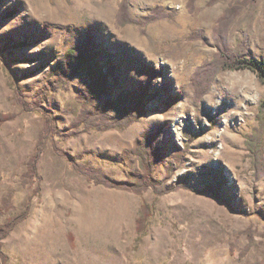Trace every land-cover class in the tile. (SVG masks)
I'll return each mask as SVG.
<instances>
[{
  "label": "rangeland",
  "instance_id": "1",
  "mask_svg": "<svg viewBox=\"0 0 264 264\" xmlns=\"http://www.w3.org/2000/svg\"><path fill=\"white\" fill-rule=\"evenodd\" d=\"M231 1L196 0L191 6L189 0H128L134 20L162 7L164 17L143 25L119 22L121 0H0V113H16L0 125V227L30 208L0 240V264L264 262V176L255 180L246 145V136L259 125L264 85L245 68L220 71L200 101L190 86L195 70L217 52L214 28ZM183 13L197 27L184 30L177 20ZM88 31L98 44L97 60L112 74L111 91L101 104L146 83L154 96L145 116L126 129L70 136L71 110L84 79L54 85L50 98L38 92ZM199 32L204 40L195 35ZM229 35L234 48L264 55V0L243 8ZM244 86L247 97L231 99L233 87ZM16 91L30 108L49 109L60 129L44 137L37 180L27 175L28 163L46 121L25 109ZM231 111L237 114L228 119L225 139L223 121ZM153 133L164 156L155 178L164 180L172 164L165 188L173 190L160 185L140 194L97 184L70 159L82 153L78 164L127 183L131 172H142L132 152L135 138ZM143 203L149 215L138 239Z\"/></svg>",
  "mask_w": 264,
  "mask_h": 264
},
{
  "label": "trees",
  "instance_id": "2",
  "mask_svg": "<svg viewBox=\"0 0 264 264\" xmlns=\"http://www.w3.org/2000/svg\"><path fill=\"white\" fill-rule=\"evenodd\" d=\"M196 0H189L192 6ZM220 0H210L215 3ZM257 0H232L230 5L224 10L219 17L214 28V42L217 52L211 61L204 62L192 74L190 86L194 89L195 100L200 101L207 94L213 85L216 75L222 70H238L249 68L256 72L259 81L264 85V55L253 54L249 50L238 46L234 48L231 44L229 27L235 17L242 9L255 3ZM120 23H140L146 25L152 23L162 17V7H157L153 12L142 20H134L130 16L128 0H121L119 7ZM197 35L203 39L201 32ZM204 40V39H203ZM98 44L92 32L88 31L78 44L68 49L63 56V65L61 64L53 73L51 80L45 88L39 90V94L50 98L48 91H54V85L71 83L74 77L79 76L84 79V87L77 95L76 103L72 108L74 119L71 121L67 129H70V136L80 134L82 131L95 130L104 132L110 129L123 130L128 128L132 123L138 121L145 116L147 112L146 102L153 99L150 93L149 84L132 90H123L120 95L112 101H106L104 104L100 100L111 91V71L105 68L98 60ZM154 73H156L154 71ZM16 81L12 80L11 85L15 86ZM15 97L25 109H32L42 114L45 118L46 126L38 143V150L35 156L28 163L27 175L33 180L39 179L38 174V158L43 149L42 143L46 135H58L60 129L56 123L55 117L52 116L49 109L38 106V108H30L29 102L25 101L20 91H16ZM51 103V101H50ZM16 113H0V125L6 121L15 119ZM259 125L254 131L246 136V145L251 150L252 161L254 167V177L258 181L264 176V97L259 101V112L257 114ZM157 134H140L133 144L132 152L139 161L142 172L137 175L129 174L127 183L115 182L111 180L100 168H90L87 163L78 164L76 160L82 156H71L72 163H76L75 167L82 173L86 174L90 181L97 184H104L109 187L129 189L137 193H143L144 190L152 187L157 189L160 185L168 191L173 188H165L168 179L173 175L172 164L168 166L169 171L166 173L165 179L159 181L155 178L156 166L162 164L164 156L160 147L155 141ZM181 181V178H180ZM185 184H180L184 187ZM39 186L36 188L38 191ZM214 191L217 194V190ZM29 206L25 211L16 217L10 218L9 221L0 227V240L7 237L14 227L24 221L29 214ZM149 215V206L147 203L142 204L140 215L136 220V229L139 233L138 239L145 234L146 221ZM250 239L253 238L249 234ZM73 239V235H70ZM251 245V244H250ZM250 245L242 252L246 253ZM254 264H264L257 262Z\"/></svg>",
  "mask_w": 264,
  "mask_h": 264
},
{
  "label": "bare ground",
  "instance_id": "3",
  "mask_svg": "<svg viewBox=\"0 0 264 264\" xmlns=\"http://www.w3.org/2000/svg\"><path fill=\"white\" fill-rule=\"evenodd\" d=\"M203 14H204V12H200L198 15L199 16H203ZM197 17V16H196ZM197 19H199V18H197ZM178 23L182 26V28L184 29V30H186L188 27H190V28H194V27H197L196 25L198 24L196 21H192L186 14H182L178 19ZM200 20V19H199ZM207 21V20H206ZM201 22V21H200ZM129 31V30H128ZM127 32V31H126ZM129 34L132 36L134 33L132 32V31H129ZM186 51V50H185ZM231 88H232V86H231ZM230 88V89H231ZM246 91V88H245V86L244 87H240L239 89H236V88H234L233 87V89L229 92L230 93V95H231V99H245V97H247V96H245V94H244V92ZM247 93V92H246ZM221 99H224V98H221ZM230 99V98H229ZM230 101H232V100H230ZM239 102V101H238ZM222 103V102H221ZM183 107H185L186 108V105L185 104H179L178 105V108L181 110V109H183ZM219 107V106H218ZM237 107V106H236ZM242 106L240 105V104H238V108L240 109ZM238 110V109H237ZM236 109H235V111H237ZM233 112V111H231L226 117H225V119H224V121H223V123L226 125H224V133H223V138H225V139H229V136H227V134H228V124H227V122H228V119L229 118H231V117H233L235 114H237L236 112ZM238 114H240L239 113V111H238ZM175 130V129H174Z\"/></svg>",
  "mask_w": 264,
  "mask_h": 264
}]
</instances>
